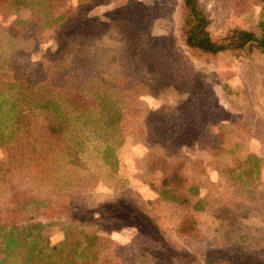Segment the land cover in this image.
Here are the masks:
<instances>
[{"label":"rangeland","instance_id":"1","mask_svg":"<svg viewBox=\"0 0 264 264\" xmlns=\"http://www.w3.org/2000/svg\"><path fill=\"white\" fill-rule=\"evenodd\" d=\"M197 1L212 40L259 37L264 0ZM182 23V0H0V98L26 91L0 121V224L62 238L35 264H264V54L191 51ZM31 99L59 102L57 138ZM173 165L188 207L156 192Z\"/></svg>","mask_w":264,"mask_h":264},{"label":"trees","instance_id":"2","mask_svg":"<svg viewBox=\"0 0 264 264\" xmlns=\"http://www.w3.org/2000/svg\"><path fill=\"white\" fill-rule=\"evenodd\" d=\"M182 12L183 44L189 50L202 54L214 55L221 52L244 50L253 46L261 54H264L263 18L260 22V35L257 38L247 31L233 29L228 31L223 38L216 41L212 40L208 34L207 26L209 22L200 9L197 0H182ZM5 32L10 38H14V32L12 29H6ZM22 86V82L13 79L6 84V91L10 93V96L7 97L8 101L0 98V121L2 117H7L9 120L15 118L9 114L13 113L14 109L17 107V103L23 100L26 95V91L24 93ZM102 98L103 96L97 100L95 96H90L87 99H84L82 101L84 105L82 108L83 110L80 111L78 116H83L85 111L89 108L97 107L99 102L103 101ZM70 102L72 103L70 104L71 107H74L75 102H72L71 99ZM3 103L9 105V113L6 114L7 116L4 115V112H1V106ZM26 105H32L40 111L41 133L47 137L51 136L57 138L59 132L64 128L68 121V116L63 110H61L59 102L57 100L31 99L27 100ZM18 113L19 111L16 115ZM106 122L108 125H111L114 121L112 118L108 117ZM156 192L158 195L164 194L169 197L171 196V199L177 201L180 205L184 204L186 207L190 205L188 196L191 197V195L196 194V190L192 186L187 185L185 177L182 176L181 168L178 165H173L171 168L169 167L167 173L161 176L158 180ZM186 194L188 196H186ZM192 207H194V210L195 208L197 209L195 203ZM103 209L106 208L98 206L91 213L106 216L103 213ZM115 209V207H110L106 210L109 213H105L114 216ZM39 230L40 224L38 223H28L21 225L20 227L12 221L7 226L0 224V264H8V262L9 264H35V260L40 259L44 251L53 250L57 252V248L55 246L49 247L46 241L42 244L44 246L40 245L42 238ZM84 240H86V238H84ZM74 245L77 247L75 252L73 250ZM68 251H70V254L71 252L74 254L77 253L75 256L83 260H86L87 258L88 260H94L96 257V255L89 250V244L81 246L79 244L76 245L73 242L69 245ZM65 259L71 261V255L68 254ZM170 259L172 260L173 257ZM48 264L54 263L51 261L48 262Z\"/></svg>","mask_w":264,"mask_h":264},{"label":"crops","instance_id":"3","mask_svg":"<svg viewBox=\"0 0 264 264\" xmlns=\"http://www.w3.org/2000/svg\"><path fill=\"white\" fill-rule=\"evenodd\" d=\"M60 241H62L61 237H57L56 240H54V241L52 240L50 242L46 240L49 247L54 246L56 243H60Z\"/></svg>","mask_w":264,"mask_h":264},{"label":"water","instance_id":"4","mask_svg":"<svg viewBox=\"0 0 264 264\" xmlns=\"http://www.w3.org/2000/svg\"><path fill=\"white\" fill-rule=\"evenodd\" d=\"M263 49H264V22H263Z\"/></svg>","mask_w":264,"mask_h":264}]
</instances>
